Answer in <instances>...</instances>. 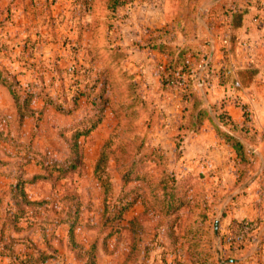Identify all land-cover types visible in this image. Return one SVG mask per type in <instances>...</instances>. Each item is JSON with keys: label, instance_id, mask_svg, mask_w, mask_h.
Instances as JSON below:
<instances>
[{"label": "rangeland", "instance_id": "rangeland-1", "mask_svg": "<svg viewBox=\"0 0 264 264\" xmlns=\"http://www.w3.org/2000/svg\"><path fill=\"white\" fill-rule=\"evenodd\" d=\"M169 20L178 0H0V264H264V48L256 97L178 100L177 47L145 71L131 49Z\"/></svg>", "mask_w": 264, "mask_h": 264}, {"label": "crops", "instance_id": "crops-1", "mask_svg": "<svg viewBox=\"0 0 264 264\" xmlns=\"http://www.w3.org/2000/svg\"><path fill=\"white\" fill-rule=\"evenodd\" d=\"M243 1L178 0V37L169 40L159 33L164 24L168 23L166 28L171 29V25L173 26L176 20L163 23L158 21V23L154 22L156 25L154 24L155 26L150 30L152 34L147 36L145 41H140L137 46H132L131 49L135 55L140 54L142 57V59H136L143 67L141 70L145 71L144 68L150 60L148 57L150 54L162 55L159 62L162 64L160 68L165 65V51L163 53L153 47V45L163 43L168 47H177L178 56L185 57L188 64L190 84L186 92L178 86V100L181 97H196L198 91L200 92L199 97H208L209 99L211 97L218 99L222 97H256L255 81L246 87L241 83L248 58H253L252 55L256 54L257 46L264 48V0H249V5L246 6L247 12L242 16L240 25L232 28L230 24L231 12L236 7L240 8ZM261 4L263 6H260ZM257 16L263 17V21H259ZM143 18L145 20V15ZM138 27L139 22L134 21L132 34L135 41L140 39ZM210 41H213L212 58L205 68H202L205 60L203 62L201 60L204 56L207 57ZM154 79L153 83L159 85V78ZM236 84H240L241 89H236L237 91L232 93L230 90H233ZM222 100L226 105H229V101H231L229 98ZM178 128H182V126L178 125Z\"/></svg>", "mask_w": 264, "mask_h": 264}, {"label": "trees", "instance_id": "trees-1", "mask_svg": "<svg viewBox=\"0 0 264 264\" xmlns=\"http://www.w3.org/2000/svg\"><path fill=\"white\" fill-rule=\"evenodd\" d=\"M246 12H247V8L246 7H244V8H237L236 7L234 10H232V12H231V20H230V24H231L232 28L233 27H237V26L240 25L242 16ZM153 47L158 49V50H161L163 52L165 51L166 53H169L168 51H166L168 46H166L163 43H159L157 45H153ZM176 50H177V53H178V49H176ZM179 56H178V66L176 64L175 66H177V67H175L174 70H178L179 71L178 72V82L180 83L179 87H180V89L182 91L186 92L187 89H188V86L190 84L189 69H188L187 62L185 61V57L180 58ZM176 60H177V58L175 59V61ZM244 69L246 70L247 68H244ZM253 71L256 72V69L254 68ZM174 76H176L175 73L172 74V72H171V74H169V76H168L169 78L166 79L165 83L173 81L174 80ZM14 98L17 100L16 97H14Z\"/></svg>", "mask_w": 264, "mask_h": 264}, {"label": "water", "instance_id": "water-1", "mask_svg": "<svg viewBox=\"0 0 264 264\" xmlns=\"http://www.w3.org/2000/svg\"><path fill=\"white\" fill-rule=\"evenodd\" d=\"M212 54H213V41H210V43H209V52L207 54V57H206L205 61L202 64V68H205V66L210 62V60L212 58Z\"/></svg>", "mask_w": 264, "mask_h": 264}, {"label": "built area", "instance_id": "built-area-1", "mask_svg": "<svg viewBox=\"0 0 264 264\" xmlns=\"http://www.w3.org/2000/svg\"><path fill=\"white\" fill-rule=\"evenodd\" d=\"M179 84H180V83L178 82V86H179ZM236 85H238V84H236Z\"/></svg>", "mask_w": 264, "mask_h": 264}]
</instances>
